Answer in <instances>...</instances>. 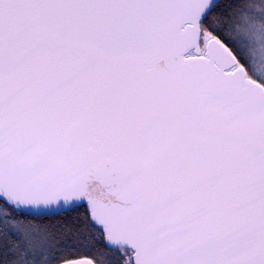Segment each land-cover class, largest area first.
I'll use <instances>...</instances> for the list:
<instances>
[{
	"label": "snow or ice",
	"instance_id": "obj_1",
	"mask_svg": "<svg viewBox=\"0 0 264 264\" xmlns=\"http://www.w3.org/2000/svg\"><path fill=\"white\" fill-rule=\"evenodd\" d=\"M0 264H264V0H0Z\"/></svg>",
	"mask_w": 264,
	"mask_h": 264
}]
</instances>
